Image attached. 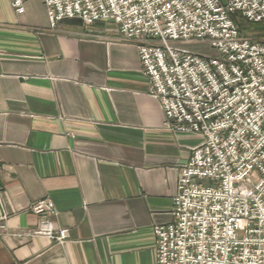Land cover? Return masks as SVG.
<instances>
[{"label":"crops","instance_id":"0c3cea01","mask_svg":"<svg viewBox=\"0 0 264 264\" xmlns=\"http://www.w3.org/2000/svg\"><path fill=\"white\" fill-rule=\"evenodd\" d=\"M25 9L0 0V264H155V228L205 137L167 128L115 23L53 28L43 0ZM46 199L63 243L23 236Z\"/></svg>","mask_w":264,"mask_h":264},{"label":"built area","instance_id":"2783aa9c","mask_svg":"<svg viewBox=\"0 0 264 264\" xmlns=\"http://www.w3.org/2000/svg\"><path fill=\"white\" fill-rule=\"evenodd\" d=\"M27 1L10 0L18 16ZM43 1L53 28L115 23L139 50L167 128L205 137L179 170L172 223L155 228V264H264V0ZM196 42L217 56L177 45ZM32 212L41 220L24 237L68 240L51 200Z\"/></svg>","mask_w":264,"mask_h":264},{"label":"rangeland","instance_id":"374dc122","mask_svg":"<svg viewBox=\"0 0 264 264\" xmlns=\"http://www.w3.org/2000/svg\"><path fill=\"white\" fill-rule=\"evenodd\" d=\"M240 25L242 27V30L250 35L253 36H260L262 33V29L261 27H257V26H253L251 24H248L245 21H240ZM262 35H264V33H262ZM180 47H185L187 49H190L191 51L195 52V53H199L202 56L205 57H216L217 53L216 51L210 47V45L208 43H203V42H196V43H191V44H177Z\"/></svg>","mask_w":264,"mask_h":264},{"label":"water","instance_id":"95a60500","mask_svg":"<svg viewBox=\"0 0 264 264\" xmlns=\"http://www.w3.org/2000/svg\"><path fill=\"white\" fill-rule=\"evenodd\" d=\"M0 185H1V184H0ZM0 188H1V186H0ZM2 213H3V212H2V210H1V208H0V215H2Z\"/></svg>","mask_w":264,"mask_h":264},{"label":"trees","instance_id":"16d2710c","mask_svg":"<svg viewBox=\"0 0 264 264\" xmlns=\"http://www.w3.org/2000/svg\"><path fill=\"white\" fill-rule=\"evenodd\" d=\"M257 27H259V26H257Z\"/></svg>","mask_w":264,"mask_h":264}]
</instances>
